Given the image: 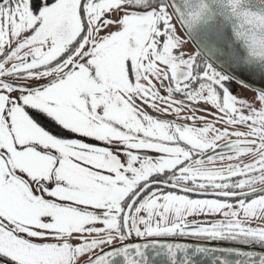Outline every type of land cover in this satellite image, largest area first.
<instances>
[{
  "label": "snow or ice",
  "instance_id": "6c2138e0",
  "mask_svg": "<svg viewBox=\"0 0 264 264\" xmlns=\"http://www.w3.org/2000/svg\"><path fill=\"white\" fill-rule=\"evenodd\" d=\"M248 3L0 0V264H149L132 235L264 244V89L238 98L211 62L264 78Z\"/></svg>",
  "mask_w": 264,
  "mask_h": 264
},
{
  "label": "water",
  "instance_id": "95a60500",
  "mask_svg": "<svg viewBox=\"0 0 264 264\" xmlns=\"http://www.w3.org/2000/svg\"><path fill=\"white\" fill-rule=\"evenodd\" d=\"M176 2L179 3V0H176ZM247 7L255 11H261L262 9L260 0H249ZM177 26L180 29L179 24H177ZM180 31L194 47V49L197 52L200 51L197 47L198 41L192 37H188L181 29ZM201 55H203V53ZM211 62L219 71L233 75L237 79L243 81L248 86V89H264V78L261 76L251 75L248 72H238L220 59L213 58ZM123 243L125 245L135 243L148 245L146 255L149 258V264H169L166 256L164 255V250L159 247H153V245L161 244L182 246L184 252L177 254V260L179 261L186 256L189 264H220L221 260L227 261L228 264H260L261 258L264 257V249L261 248L191 238L146 237L124 241ZM120 246L121 242H118L104 248L102 251H111ZM197 249H203L205 251H197ZM113 264H123L122 258H115Z\"/></svg>",
  "mask_w": 264,
  "mask_h": 264
},
{
  "label": "flooded vegetation",
  "instance_id": "af4514ba",
  "mask_svg": "<svg viewBox=\"0 0 264 264\" xmlns=\"http://www.w3.org/2000/svg\"><path fill=\"white\" fill-rule=\"evenodd\" d=\"M174 23H175V21H174ZM177 32L184 37V35L181 33V31H180V29H179L178 26H177ZM184 40H185V42H187L186 44H184L185 51H187V53H190V54H195L196 53L195 49L191 46V44L188 42V40L185 37H184ZM226 83H230L231 84L230 91L233 90V86L237 89V87H238L237 85H239L235 81H229V82H226ZM239 86H241V85H239ZM241 87H243V86H241ZM246 89H248V88H246ZM248 90H250V89H248ZM250 91H252V90H250ZM162 94H163V91H162ZM179 98L180 97L177 96V99H179ZM196 107L199 108V109H205V108H207V106H205L203 104L196 105ZM146 110L150 114H152L154 116H158L159 118L170 119L168 117H164V116H161V115L156 114L154 111H152V109H147L146 108ZM208 110L211 111V109H208ZM29 112L32 113L30 110H29ZM185 113L188 114V115H191L192 114V113L187 112V109H185V112L182 113V114H185ZM202 114L203 113H201V112L196 113V115H198V116L199 115H202ZM171 117L173 118L174 116H171ZM207 117L209 118L211 116H207ZM174 119H175V117H174ZM42 120L45 122V124H47V118H45V117L42 116ZM181 122H186V121H181ZM51 131L55 132L56 131L55 130V127H52L51 128ZM243 131H246V130L243 129ZM70 136H73V135H70L68 133L65 134V138L70 137ZM231 139H235V138H231ZM243 159L245 161L250 162L253 159V157H244ZM235 162L236 161H233V163H235ZM227 163H228V161H225L224 162V164H227ZM222 166L223 165H221V164H217L216 165V167H222ZM189 195L195 196V194H189ZM190 221H194V220H190ZM154 237H158V236H154ZM159 237H161V236H159ZM162 237L195 238V237H192V236H180V235H176V236H162ZM195 239L208 240V239H202V238H195ZM212 241H220V242H226V243L229 242L231 244L233 243V244H238V245H240V244H242V245H257V244H262L260 242H254L252 240H246V239H223V240H212Z\"/></svg>",
  "mask_w": 264,
  "mask_h": 264
},
{
  "label": "rangeland",
  "instance_id": "374dc122",
  "mask_svg": "<svg viewBox=\"0 0 264 264\" xmlns=\"http://www.w3.org/2000/svg\"><path fill=\"white\" fill-rule=\"evenodd\" d=\"M101 35H103V33H101ZM187 42H185V44H186ZM187 52V51H186ZM238 87H237V89L233 86V90H231L232 91V93L234 94V95H237L238 96V98H247L248 100H251V98L253 97V95H254V93H253V91H250V90H248V89H246V88H244V87H241V86H239V85H237ZM206 106V105H205ZM33 114H34V110H30ZM156 114H158V115H161V116H164V117H168V118H170V119H174V117L172 118L171 116H165V115H163L162 113H157V112H155ZM35 115H37L38 116V118L41 120V122H42V124H45V122L42 120V114H35ZM46 118V117H45ZM211 118V119H210ZM206 119H208L210 122L212 121V117H206ZM238 130H241V131H243V128H241V129H238ZM246 130V129H245ZM70 135H73V134H70ZM97 143H99V142H97ZM123 159V158H122ZM193 198H196L195 196H192ZM90 210V209H89ZM221 217H219V216H216V217H209V216H191V217H189L188 219L189 220H194V221H201V220H212V219H220ZM96 227H100V225H95ZM254 226H264V221H256L255 222V225ZM144 238H146V237H144ZM89 239H91V237H89ZM133 239H140L139 237H136L135 235H132L128 240H133ZM128 240H126V241H128ZM118 242H120L119 240H117V241H114L113 242V244H116V243H118ZM73 243L75 244V240H73ZM113 244H111V245H113ZM111 245H108V244H105V245H103L102 246V250L104 249V248H106V247H109V246H111ZM99 251H101V249H97L96 250V253H98ZM96 253H93V255L94 254H96Z\"/></svg>",
  "mask_w": 264,
  "mask_h": 264
},
{
  "label": "trees",
  "instance_id": "16d2710c",
  "mask_svg": "<svg viewBox=\"0 0 264 264\" xmlns=\"http://www.w3.org/2000/svg\"><path fill=\"white\" fill-rule=\"evenodd\" d=\"M227 243H229V242H227ZM232 244H233V243H232ZM240 245H242V244H240ZM250 246H255V247H259V248L264 249V245H263V244L250 245Z\"/></svg>",
  "mask_w": 264,
  "mask_h": 264
}]
</instances>
